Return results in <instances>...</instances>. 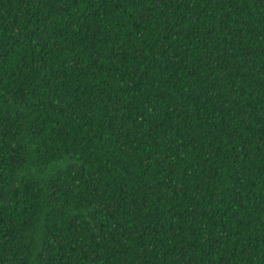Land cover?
<instances>
[{"label": "trees", "instance_id": "trees-1", "mask_svg": "<svg viewBox=\"0 0 264 264\" xmlns=\"http://www.w3.org/2000/svg\"><path fill=\"white\" fill-rule=\"evenodd\" d=\"M0 264H264V0H0Z\"/></svg>", "mask_w": 264, "mask_h": 264}]
</instances>
